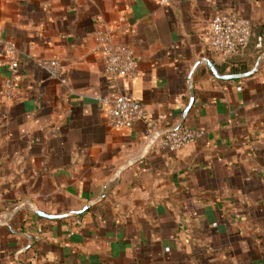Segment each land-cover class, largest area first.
<instances>
[{"label": "crops", "instance_id": "crops-1", "mask_svg": "<svg viewBox=\"0 0 264 264\" xmlns=\"http://www.w3.org/2000/svg\"><path fill=\"white\" fill-rule=\"evenodd\" d=\"M217 14L252 23L231 57L208 47ZM102 23L132 47L136 79L105 75ZM263 31L264 0H0V264H264V59L231 78L255 68ZM54 58L58 78L41 66ZM190 79L196 142L169 151L143 122L109 125L128 95L159 132L176 126Z\"/></svg>", "mask_w": 264, "mask_h": 264}, {"label": "built area", "instance_id": "built-area-1", "mask_svg": "<svg viewBox=\"0 0 264 264\" xmlns=\"http://www.w3.org/2000/svg\"><path fill=\"white\" fill-rule=\"evenodd\" d=\"M252 37V23L250 20L233 14H217L213 17L209 34L208 47L211 51L227 58L244 50ZM96 52L103 59L105 75L111 79H126L132 81L140 76L138 59L130 45L117 41L115 30L102 23L94 33ZM3 50L7 58V67L12 74L19 68L16 57L15 44L9 40L3 41ZM256 49L264 53V31L256 37ZM41 66L50 76H61L63 67L59 60L47 59ZM4 98H12L17 93L15 78L12 76L5 81L1 90ZM149 116L143 103L131 96L121 95L111 101L108 111L109 125L114 129H130L135 123L145 124V135L151 139L150 146L169 151H176L196 142L205 135V131L182 126L176 131L160 134L156 129L157 122L162 120ZM39 240L40 236L37 235Z\"/></svg>", "mask_w": 264, "mask_h": 264}, {"label": "water", "instance_id": "water-1", "mask_svg": "<svg viewBox=\"0 0 264 264\" xmlns=\"http://www.w3.org/2000/svg\"><path fill=\"white\" fill-rule=\"evenodd\" d=\"M263 59H264V53H262L260 55V57H259V59H258V61L256 63L255 68L251 72H249L247 74H243V75H233V76H231V78L248 76V75L254 73L259 68L260 63H261V61ZM213 71H214V73H216L217 77H220L218 75L217 71L214 68H213ZM189 85L191 87V98H190V101H189V103H188V105H187V107H186V109H185V111H184V113H183V115L181 117V120L179 121V123L176 126L169 127V128H166V129L161 130L160 131V134L167 133V132H170V131H176V130L180 129L184 125L185 119L188 116V114H189V112H190V110H191V108H192V106L194 104V100H195V95H194V91H193V88H192V81H191V79H190ZM42 215L45 216V217H47V218H51V219H53V218H59L58 216L46 215V214H43V213H42Z\"/></svg>", "mask_w": 264, "mask_h": 264}]
</instances>
